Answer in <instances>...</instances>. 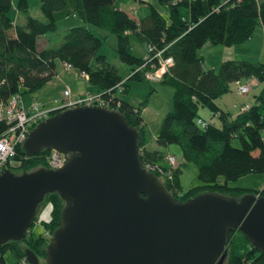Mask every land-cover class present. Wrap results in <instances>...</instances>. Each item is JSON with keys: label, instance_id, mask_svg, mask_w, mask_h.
Listing matches in <instances>:
<instances>
[{"label": "trees", "instance_id": "trees-1", "mask_svg": "<svg viewBox=\"0 0 264 264\" xmlns=\"http://www.w3.org/2000/svg\"><path fill=\"white\" fill-rule=\"evenodd\" d=\"M167 7L168 18L153 5L145 18L130 17L117 6L116 0H41L39 7L47 22L29 15V1L0 0V98L20 93L40 91L57 75L59 65L70 63L78 72L85 71L87 80L97 87L112 108L125 115L127 122L139 133L138 146L144 165L157 166L171 178L158 170L153 173L177 200L186 202L199 193L211 191L227 197L240 199L245 194L264 195V188L247 189L232 187L236 181L251 173L264 174V63L248 60H226L218 70L203 68V57L199 51L205 44L233 45L251 39L257 28L264 30V0H157ZM26 14V24L19 25L16 13ZM77 16L89 26L115 34L120 61L130 68L125 81L106 55L100 54L103 38L88 27L70 29L57 47L41 48L38 37L57 29L58 22ZM136 36L155 48H166L165 57L175 60L172 76L162 82L174 88L173 107L164 118L155 143L159 147L150 149L146 135L147 125L143 119L144 106L135 107L126 103L121 95L127 93V81H144V74L135 70L145 60L135 57L130 46V37ZM157 64V61L155 62ZM147 68H152L151 63ZM256 79L263 89L254 97L255 102L247 111L237 116L221 112L218 125L208 121L202 126L199 108L211 106L214 101L229 93L235 82ZM146 81V80H145ZM124 83L120 93L117 85ZM43 102V101H39ZM46 103V102H43ZM47 104V103H46ZM180 146L182 156L197 167L200 186L184 190L181 182L182 165H168V154L162 148ZM18 157L25 155L24 148ZM53 151L42 152L23 160L22 171L47 168L46 156ZM17 171H13L18 172ZM50 206V220H41V212ZM35 223L27 231L24 240L0 245V263L6 264L5 255L10 252L15 264L26 258V249L33 251L41 261H46L50 237L61 223L65 202L57 193L48 194L39 205ZM43 224L45 233L36 234L32 227ZM49 232V237L47 236ZM228 255L224 264H264V252L251 245L240 229L230 235ZM47 264V263H46Z\"/></svg>", "mask_w": 264, "mask_h": 264}, {"label": "water", "instance_id": "water-1", "mask_svg": "<svg viewBox=\"0 0 264 264\" xmlns=\"http://www.w3.org/2000/svg\"><path fill=\"white\" fill-rule=\"evenodd\" d=\"M118 109L78 106L42 121L24 150L65 155L58 169L0 174V245L22 241L48 194L65 202L47 264H223L233 229L264 252V195L203 192L182 202L145 168ZM29 264H41L26 249Z\"/></svg>", "mask_w": 264, "mask_h": 264}, {"label": "rangeland", "instance_id": "rangeland-1", "mask_svg": "<svg viewBox=\"0 0 264 264\" xmlns=\"http://www.w3.org/2000/svg\"><path fill=\"white\" fill-rule=\"evenodd\" d=\"M19 0H14L15 5L18 4ZM29 1V15L35 19H39L40 21L47 22L42 11L40 10L39 4L41 0H28ZM162 8V7H160ZM14 13H16V21L19 23V25L26 24V14L20 13L16 10V7L13 9ZM131 13V12H130ZM132 16L138 17L135 13H131ZM139 18V17H138ZM83 21V20H82ZM72 23H68L65 20H62L58 22L57 29L53 32H48V34L38 37V41H42L46 46L49 44L54 46H59L64 36L70 32V29L77 26H71ZM87 25V24H86ZM89 30H92L95 33H100L99 36L103 38V46L100 49V54H104L107 57V60L117 68L118 72L120 73V76L123 77V79L126 81L128 79V76L130 74V68L129 66L122 61L119 60L117 56V39L116 36L109 32H106L104 30H100L97 27L91 25L89 26ZM134 41L132 43L137 42V38H132ZM43 44V45H44ZM133 46V45H132ZM41 47V46H40ZM235 47L236 49H243L244 46H236L233 47L225 46V45H214L207 43L201 50L199 51V56H202L205 58V67H213L219 68L220 64L224 60L233 59L234 56H239V59H243L244 55H241L243 53H233ZM242 47V48H239ZM239 50V51H240ZM259 48L258 45L255 49L249 50L248 53L245 55H254L255 58H257L255 61L251 62H260L261 59L259 58ZM137 53V52H136ZM241 56V57H240ZM257 56V57H256ZM232 57V58H231ZM237 58V57H235ZM250 59V58H249ZM57 75L52 80H50L49 83L46 84V86L40 91L25 94L22 96L24 98V102L26 105H29L31 101H34L35 99L38 101L43 102H53L56 99L61 100L62 98H58L61 95L63 96L64 90H63V83L66 81L68 84L75 81V83L81 82L86 83L85 78H81L78 74V70L75 68L71 71L66 70L64 65H59L57 70ZM62 80L64 82H62ZM86 81V82H85ZM127 93L122 94V99L129 101L130 104H133L135 107L138 106H144L143 109V119L145 125H147L146 135L149 138V147L150 149H157L159 148L156 143L155 139L158 135V133L161 130L162 123L164 121V118L171 112L173 107V97H174V88L171 85L165 84L162 81L159 80V82L154 83L150 81H133L128 80L127 81ZM248 84H251V92L247 93L246 95L238 93L237 84L236 82L231 85L232 91L225 95L224 98L231 104L233 103H247L251 102L254 98V95L258 92V87H254L251 81L249 80H243L242 84L246 86ZM69 88V87H66ZM70 89V88H69ZM71 90V89H70ZM72 91V90H71ZM63 92V94H62ZM74 95V94H72ZM99 96V94H85L83 96L78 97H90V96ZM75 96V95H74ZM49 103V104H51ZM200 115L202 117H206L208 119L211 118L212 112L209 111L208 106L204 108H199ZM161 150H164L166 153H170L172 156H176L178 164H181L183 172L181 174V182L182 187L184 190H189L191 188H194L196 186H200L202 183L198 177V170L197 167L194 166L192 163L187 162L184 157L182 156V150L180 146L173 145L168 148H162ZM229 185L232 187H244L247 189H260L262 190L264 188V174H254L251 173L248 176H244L236 181H230ZM211 192V191H207ZM214 193V192H212ZM217 194V193H214ZM50 206L47 204L43 212H41V215L39 216L41 220H50ZM32 230L36 234H43L45 233V227H43V224L36 223ZM5 262L6 264H15V259L12 256L10 252L6 253L5 255ZM1 264V263H0ZM42 264H46V261H42ZM224 264V263H223Z\"/></svg>", "mask_w": 264, "mask_h": 264}, {"label": "built area", "instance_id": "built-area-1", "mask_svg": "<svg viewBox=\"0 0 264 264\" xmlns=\"http://www.w3.org/2000/svg\"><path fill=\"white\" fill-rule=\"evenodd\" d=\"M175 2L179 0H174ZM195 1V0H190ZM148 51L146 56L143 58L145 62L139 66L134 74L141 72L144 74L146 81H151L157 83L162 81L166 76H172V67L174 66L175 60L172 56L165 57V53L168 50L166 48H155L153 45H148ZM157 61V64L155 63ZM151 63L152 68H147L148 64ZM64 67L66 70L71 71L74 66L70 63L64 62ZM81 78H85L86 81L89 79L88 73L85 71L78 72ZM117 89L120 93L124 90V83L117 85ZM251 88L246 85L239 83V92L243 95L249 93ZM100 106L112 108L106 101L103 100L102 95L90 96V97H78L72 95L69 88L64 90V94L61 100L56 99L51 104H46L39 102L38 100L31 101L29 105H26L24 98L20 93L8 97V99L0 98V174L5 170L21 172L23 168V160H28L29 156L22 155L18 157L19 150L23 147L26 139L28 138L31 130L52 117L53 115L62 113V111L73 109L78 106ZM250 105L243 107L242 111H247ZM198 123L203 127L207 126L209 123L205 120H198ZM46 156V161L48 162V169L54 170L61 168L65 165V155H62L56 150ZM168 165L174 167L178 165L176 156L168 154ZM149 172L158 170L161 174L167 175L171 178V172H164L161 168L157 166H151L149 164L144 165ZM172 179V178H171ZM49 237V232H47ZM20 264H29L25 259L21 260Z\"/></svg>", "mask_w": 264, "mask_h": 264}, {"label": "crops", "instance_id": "crops-1", "mask_svg": "<svg viewBox=\"0 0 264 264\" xmlns=\"http://www.w3.org/2000/svg\"><path fill=\"white\" fill-rule=\"evenodd\" d=\"M116 4H117L118 7L121 8V10H124L130 17H132L133 19L135 18L137 20H139V18L143 19V18L146 17V15L150 12V6L151 5H153L155 8H157L162 13V15L165 16L166 19L169 16L167 7H164V6L160 5L157 2V0H116ZM160 7H162V8H160ZM130 12L131 13H135L139 18L135 17V16L133 17ZM65 21L68 22V23L69 22L72 23L73 25H71V26H77V27L85 26V27H88V25H86L82 21V19H79L75 15L70 16L68 19H65ZM254 33L255 34L253 35V37L251 39L245 41L242 44H237L236 45V46H244L243 49L240 50V49H236L237 47H235L234 52H233V53H240L241 52V53H243L241 55H244V57L245 56H247V57H245L243 59H239V56H234L233 59H228V60L237 59V60H244V61L245 60L255 61L257 58H255L254 55H245V54L248 53L249 50L255 49L256 46L258 45V48L260 49L259 53H258L259 58L261 59L260 62L264 63V30H263V26L260 25ZM96 34L99 35L100 33H96ZM101 36H103V34ZM132 38H134V36L130 37V46H131V50L133 51L134 56L138 57V58H144L146 56V54H147V51H148L147 48H148L149 44L147 42L145 43L144 41H142L140 38H137V37H136L137 38L136 39L137 42L132 43L134 41ZM116 39H117V37H116ZM38 43H39V46H41V48L49 47V45H51V44H49L48 46H46L42 41H38ZM117 45H118V39H117ZM239 48H242V47H239ZM200 57H202V56H200ZM235 57H237V58H235ZM203 60H204L203 61V68H205L206 70H213V69L214 70H218L219 69V68L218 69L215 68V66H213V67H209V66L205 67V58L204 57H203ZM224 61H226V60H224ZM130 73H131V71H130ZM129 75L126 76V77H129ZM247 80L251 81V83L253 84L254 87H258L259 90H258L257 94L263 89L262 84L258 80L252 79V78L251 79H247ZM242 81L241 82L240 81L236 82L238 93H240L239 92V83L242 84ZM62 82H64V81L62 80ZM62 85H63V90H64V88L66 89V87H69L72 90L71 91L72 94H74L75 96H83L85 94H90V93L91 94H94V93L95 94H99L100 93L98 91V88L95 87V86L93 87L88 81L86 83H81V82H78V81L75 83V81H74L71 84L70 83L68 84L65 81ZM247 85L251 88V84L247 83ZM251 90H252V88H251ZM251 90H250V92H251ZM62 94H63V92H62ZM227 94H225V95H227ZM225 95L220 97V98H218V99H216L214 101V103H212L211 106H208L209 111L212 112V116H211L210 119H208L206 117H202L203 121L204 120L206 122L212 121L214 123L216 122L219 125L220 122H219V118L218 117L221 114V112L227 111V112L232 113L233 116H237V114L242 112L241 109L243 107H245L247 105H250V107H251V105L255 102V98L254 97L256 96V95H254V97H253L254 99L251 102H247V103H237L236 102V103L231 104L230 102H228L227 100L224 99L226 97ZM62 97L63 96L61 95L58 98H62ZM124 101L126 103L128 102L130 104L129 101H126V100H124ZM49 103H51V102H47V104H49Z\"/></svg>", "mask_w": 264, "mask_h": 264}, {"label": "flooded vegetation", "instance_id": "flooded-vegetation-1", "mask_svg": "<svg viewBox=\"0 0 264 264\" xmlns=\"http://www.w3.org/2000/svg\"><path fill=\"white\" fill-rule=\"evenodd\" d=\"M22 172H27V171H22ZM22 172H15L16 174H22ZM40 263L42 264V261L40 260Z\"/></svg>", "mask_w": 264, "mask_h": 264}]
</instances>
